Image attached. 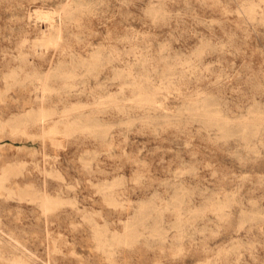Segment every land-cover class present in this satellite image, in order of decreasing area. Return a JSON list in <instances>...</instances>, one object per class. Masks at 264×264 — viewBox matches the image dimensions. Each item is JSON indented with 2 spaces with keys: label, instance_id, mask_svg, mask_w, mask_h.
<instances>
[{
  "label": "rangeland",
  "instance_id": "obj_1",
  "mask_svg": "<svg viewBox=\"0 0 264 264\" xmlns=\"http://www.w3.org/2000/svg\"><path fill=\"white\" fill-rule=\"evenodd\" d=\"M0 264H264V0H0Z\"/></svg>",
  "mask_w": 264,
  "mask_h": 264
},
{
  "label": "bare ground",
  "instance_id": "obj_2",
  "mask_svg": "<svg viewBox=\"0 0 264 264\" xmlns=\"http://www.w3.org/2000/svg\"><path fill=\"white\" fill-rule=\"evenodd\" d=\"M20 262V261H19Z\"/></svg>",
  "mask_w": 264,
  "mask_h": 264
}]
</instances>
